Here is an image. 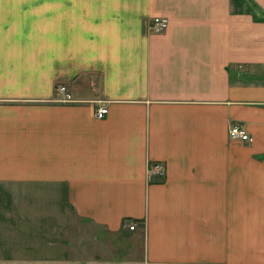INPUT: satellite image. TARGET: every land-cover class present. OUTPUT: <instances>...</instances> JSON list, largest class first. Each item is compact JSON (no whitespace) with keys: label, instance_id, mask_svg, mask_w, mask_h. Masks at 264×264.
Wrapping results in <instances>:
<instances>
[{"label":"crops","instance_id":"obj_1","mask_svg":"<svg viewBox=\"0 0 264 264\" xmlns=\"http://www.w3.org/2000/svg\"><path fill=\"white\" fill-rule=\"evenodd\" d=\"M0 264H264V0H0Z\"/></svg>","mask_w":264,"mask_h":264},{"label":"built area","instance_id":"obj_2","mask_svg":"<svg viewBox=\"0 0 264 264\" xmlns=\"http://www.w3.org/2000/svg\"><path fill=\"white\" fill-rule=\"evenodd\" d=\"M169 24L168 18L162 16H156L148 25V29L151 32H162L164 31ZM58 91L63 94V97L60 98L61 101H74L75 99L69 93L66 85H59ZM109 111L108 107L103 105L99 106L95 112V115L98 118H102ZM229 136L232 139L238 140H252V137L249 135L247 130L240 123H232L229 127ZM149 176L151 177H163L166 174V165L164 162H155L149 168ZM131 229H134L135 225H129Z\"/></svg>","mask_w":264,"mask_h":264},{"label":"rangeland","instance_id":"obj_3","mask_svg":"<svg viewBox=\"0 0 264 264\" xmlns=\"http://www.w3.org/2000/svg\"><path fill=\"white\" fill-rule=\"evenodd\" d=\"M77 222H78V220H77ZM121 246H123L122 243H121ZM121 246H120V247H121ZM120 254H124V250H123V249L119 250V253H118L117 255H120Z\"/></svg>","mask_w":264,"mask_h":264},{"label":"trees","instance_id":"obj_4","mask_svg":"<svg viewBox=\"0 0 264 264\" xmlns=\"http://www.w3.org/2000/svg\"><path fill=\"white\" fill-rule=\"evenodd\" d=\"M165 176V175H164ZM164 176L163 177H154V178H157V179H162V178H164Z\"/></svg>","mask_w":264,"mask_h":264}]
</instances>
